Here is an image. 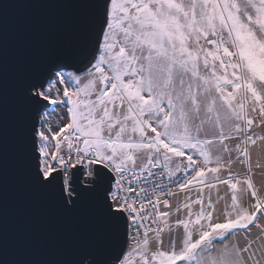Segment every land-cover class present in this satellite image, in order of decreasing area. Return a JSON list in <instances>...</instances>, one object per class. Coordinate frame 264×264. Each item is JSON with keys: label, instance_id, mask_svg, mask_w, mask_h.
Returning <instances> with one entry per match:
<instances>
[{"label": "snow or ice", "instance_id": "snow-or-ice-1", "mask_svg": "<svg viewBox=\"0 0 264 264\" xmlns=\"http://www.w3.org/2000/svg\"><path fill=\"white\" fill-rule=\"evenodd\" d=\"M14 3L58 19L12 61ZM254 148L264 0H0V264H264ZM11 190L66 224L50 258L10 248Z\"/></svg>", "mask_w": 264, "mask_h": 264}, {"label": "water", "instance_id": "water-1", "mask_svg": "<svg viewBox=\"0 0 264 264\" xmlns=\"http://www.w3.org/2000/svg\"><path fill=\"white\" fill-rule=\"evenodd\" d=\"M58 19L54 10L14 3L6 14L10 60L19 59L28 46ZM9 246L23 258L47 259L61 247L66 224L46 210L34 208L15 190L9 193L6 216Z\"/></svg>", "mask_w": 264, "mask_h": 264}, {"label": "rangeland", "instance_id": "rangeland-1", "mask_svg": "<svg viewBox=\"0 0 264 264\" xmlns=\"http://www.w3.org/2000/svg\"><path fill=\"white\" fill-rule=\"evenodd\" d=\"M258 155L261 157V158H264V150H260V149H253V162H255V160L257 159ZM233 170L236 171V172H240V173H243L246 169L243 165H240V164H234L232 166ZM254 172H255V175H254V180L257 184V187L260 189V191L262 193H264V177L261 176V173H260V170L258 169H254ZM221 187V194H223V191H224V188L223 186H220ZM221 208L223 207V201L220 202V205H219Z\"/></svg>", "mask_w": 264, "mask_h": 264}, {"label": "crops", "instance_id": "crops-1", "mask_svg": "<svg viewBox=\"0 0 264 264\" xmlns=\"http://www.w3.org/2000/svg\"><path fill=\"white\" fill-rule=\"evenodd\" d=\"M173 200H175V198H173Z\"/></svg>", "mask_w": 264, "mask_h": 264}]
</instances>
